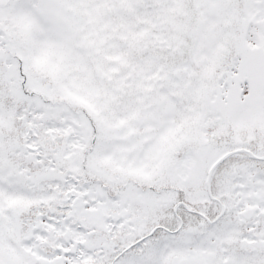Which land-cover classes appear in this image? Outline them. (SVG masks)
Returning <instances> with one entry per match:
<instances>
[{"label": "snow or ice", "instance_id": "1", "mask_svg": "<svg viewBox=\"0 0 264 264\" xmlns=\"http://www.w3.org/2000/svg\"><path fill=\"white\" fill-rule=\"evenodd\" d=\"M0 264H264V0H0Z\"/></svg>", "mask_w": 264, "mask_h": 264}]
</instances>
